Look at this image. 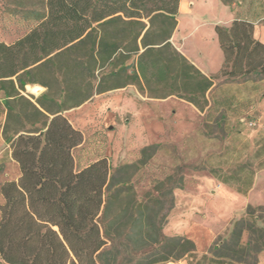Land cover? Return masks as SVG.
Returning a JSON list of instances; mask_svg holds the SVG:
<instances>
[{
    "label": "trees",
    "instance_id": "1",
    "mask_svg": "<svg viewBox=\"0 0 264 264\" xmlns=\"http://www.w3.org/2000/svg\"><path fill=\"white\" fill-rule=\"evenodd\" d=\"M250 1V19L236 16L230 26L216 27L224 62L207 76L173 43L181 0H12L13 13L36 25L13 43H0L2 136L20 168L18 180L1 186L2 262L259 264L263 206H249L199 258L193 240L164 234L183 177L168 176L140 196L134 175L143 162L112 168L101 157L78 168L74 150L84 136L65 115L128 86L155 99L175 96L204 112L215 81L264 82V42L255 36L264 0ZM30 85L46 91L29 97ZM155 147L142 149L144 159Z\"/></svg>",
    "mask_w": 264,
    "mask_h": 264
},
{
    "label": "rangeland",
    "instance_id": "2",
    "mask_svg": "<svg viewBox=\"0 0 264 264\" xmlns=\"http://www.w3.org/2000/svg\"><path fill=\"white\" fill-rule=\"evenodd\" d=\"M250 2L239 0L230 6L221 0H187L188 11L180 13L173 38L175 47L204 66L208 75H217L224 56L215 29L230 26L236 16L250 19ZM35 25L13 13L12 0H0V43H13ZM255 36L264 39V22L255 23ZM223 81H215L204 112L175 96L155 99L128 86L110 92L117 94L114 102L105 103L95 95L65 113L84 136L74 150L78 168L101 157H107L112 168L143 162L134 175L140 196L168 176L183 177L184 187L174 192L175 207L164 234L193 240L199 258L229 235L234 223L247 216L249 206L264 207V82ZM45 91L30 85L25 94L36 99ZM224 99L227 104H215ZM5 118L0 106V205L2 184L20 177L2 136ZM148 146L156 147L144 159L142 149ZM259 264H264V253Z\"/></svg>",
    "mask_w": 264,
    "mask_h": 264
},
{
    "label": "crops",
    "instance_id": "3",
    "mask_svg": "<svg viewBox=\"0 0 264 264\" xmlns=\"http://www.w3.org/2000/svg\"><path fill=\"white\" fill-rule=\"evenodd\" d=\"M182 11H185L187 12L188 11V3H187V0H181V4H180V13ZM179 25V24H178ZM175 35V34H174ZM174 38V36H173ZM174 40V39H173ZM261 40V39H260ZM262 42H264V39L261 40ZM183 54V53H182ZM184 55V54H183ZM189 60L190 58L185 55ZM196 67H198L205 75L207 76H211V75H208L207 72H205V69L203 68L204 66L200 65V64H196L195 62H193L192 60H190ZM122 90V89H121ZM117 94L115 93H107V94H102V95H99L98 99H102L105 103H111V102H114V96H116ZM95 101V99L93 100ZM92 101V102H93ZM0 264H6L4 262H2L1 258H0Z\"/></svg>",
    "mask_w": 264,
    "mask_h": 264
}]
</instances>
